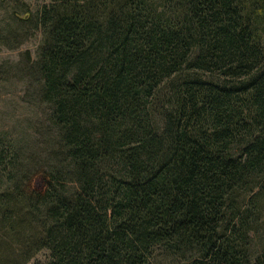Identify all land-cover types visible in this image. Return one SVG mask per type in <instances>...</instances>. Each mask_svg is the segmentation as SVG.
<instances>
[{"label":"trees","instance_id":"obj_1","mask_svg":"<svg viewBox=\"0 0 264 264\" xmlns=\"http://www.w3.org/2000/svg\"><path fill=\"white\" fill-rule=\"evenodd\" d=\"M10 7L46 111L0 134V264H264V0Z\"/></svg>","mask_w":264,"mask_h":264},{"label":"rangeland","instance_id":"obj_2","mask_svg":"<svg viewBox=\"0 0 264 264\" xmlns=\"http://www.w3.org/2000/svg\"><path fill=\"white\" fill-rule=\"evenodd\" d=\"M22 1L36 9L49 0ZM12 15L10 0H0V64L10 63L15 66L13 72L5 69L0 73V134H5L24 146L28 142L33 143L31 140L35 137L34 128H38L44 118L46 106L38 101L34 87L24 79L18 68L25 51H30L32 56L35 54L40 35L32 33L20 40L17 46L13 45L15 41L9 42L8 46L2 45L1 37L8 35L5 30L11 24ZM46 255V251H41L27 264L44 260Z\"/></svg>","mask_w":264,"mask_h":264}]
</instances>
